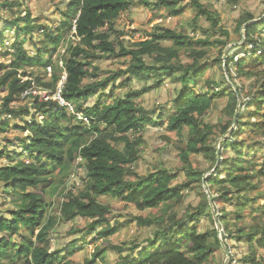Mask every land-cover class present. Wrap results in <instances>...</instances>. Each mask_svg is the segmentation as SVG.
I'll return each mask as SVG.
<instances>
[{"label":"trees","instance_id":"16d2710c","mask_svg":"<svg viewBox=\"0 0 264 264\" xmlns=\"http://www.w3.org/2000/svg\"><path fill=\"white\" fill-rule=\"evenodd\" d=\"M185 1L200 13L199 17L204 15L213 23L209 29L202 28L198 17L192 25L204 33L215 34L220 19L202 0H140L137 3L150 11L164 10L177 17L183 13L185 6L181 4ZM134 3L135 0H66L61 13L64 20L54 30L31 17L29 9L19 8L18 1L4 0L1 4L10 7L12 18L0 26L5 31L0 33V48L8 38V30L14 29L18 38L27 35L30 40L35 36L34 30L51 31L45 35L50 43H42L44 47L36 50V56L25 49L26 40L16 39L13 61L6 65L0 63V73L3 72L0 92L5 94L2 98L0 95V114L6 116L0 131L9 128V119H14L19 123L16 128L27 134L22 140L25 145L19 147L18 153L0 151V160H9L0 165V190L15 205L4 216L0 214V264H71L66 261L70 254L91 243L88 234L96 232L100 237H109L118 231L117 228L96 231L113 212L110 204L100 201L103 196L122 201L139 212L158 210L149 218L138 215L134 219L139 227L152 229V235L144 240L145 245L135 242L129 245L127 256L122 255L127 245L113 247L119 253V264H223L219 257H225V252L218 227L206 229L201 225V219L206 217L216 226L211 202L226 246L229 239L244 242L247 251L240 261L264 264V259L259 260L257 256L259 250L264 251V203L259 202L260 198L264 199V193H257L264 182V163L259 165L254 158L259 154L264 157V19L246 29L242 44L245 57L237 62L233 57L225 61L223 70L231 75L233 84L228 82L222 90L211 93L212 88L221 84L210 80L206 84L208 91L197 89L208 70L205 63L209 50L214 44L221 46L220 58L213 62L223 63V50L230 39L210 43V36L197 39L183 28L158 26L157 33L149 34L151 38L128 47L126 43L131 40L119 30L118 20ZM15 10L18 13L14 19ZM246 15L238 20L239 30L255 20L253 15ZM220 30L229 36L227 31ZM68 36L74 42L63 59L61 69L66 73L63 81L53 55L60 44L68 43ZM182 52H186L189 61L184 62ZM113 57L123 61H119L120 66L109 77H101L103 69L95 62ZM231 64L237 66L235 75ZM48 66L54 72L44 82L43 77L30 71L42 68L48 75ZM237 77L241 79L239 85ZM167 80L176 87L172 100L160 108L159 114L156 110L160 106L147 110L138 103L146 93L160 89ZM61 82L62 98L75 107L76 114L87 119V124L53 98L40 101L30 95V103L15 108L12 105L21 103L25 99L23 92L31 88L47 90L53 96ZM134 83H143V86L135 89ZM125 88H129L127 92L118 94V90ZM222 96L229 97L226 120L206 124L203 117ZM93 98L95 102L90 101ZM239 101L235 128L221 144L218 161L216 141L234 125ZM164 126L166 131L180 136H184L185 128L188 130L186 148L179 154L183 165L170 171L164 162L146 174H139L136 165L146 145L140 134L147 127ZM251 132L259 140L251 138L254 136ZM243 133L247 134L246 138L242 137ZM165 140L171 142L167 137ZM25 150L33 162L20 159ZM198 154L213 161V166L206 170L194 167L192 156ZM76 155L81 156L86 170L84 187L78 194H67L65 201L55 206L45 196L56 194L59 176L70 171ZM214 169L211 176L203 179ZM175 172L184 173V180L176 185L179 175ZM195 189L200 190L202 204L189 205L183 210L185 196ZM221 202L232 204V210L220 208ZM230 214L235 219L229 218ZM77 218L90 220L89 232L67 242L70 253L66 247L52 249L56 227L67 222L76 224ZM131 222L132 219L128 223ZM107 251V248L97 250L87 263L104 261ZM233 260L231 255L230 263Z\"/></svg>","mask_w":264,"mask_h":264},{"label":"rangeland","instance_id":"374dc122","mask_svg":"<svg viewBox=\"0 0 264 264\" xmlns=\"http://www.w3.org/2000/svg\"><path fill=\"white\" fill-rule=\"evenodd\" d=\"M11 1H18L21 8L23 6L24 8H27L31 11L32 16L34 19H37V21L40 24H46L54 30L57 26L60 25V23L64 20V17L62 16V11L65 10V4L66 0H11ZM136 3L131 7V9L125 13H123L119 20H118V28L119 30L126 33L125 37H128L131 42H127L126 45L128 47L132 46V43H138L144 40H147L151 37H149V34L151 33H157L156 27L158 26H164V27H170L173 29H185L188 31V33L191 36H195L197 39H203L205 40L208 36L211 38L208 39L210 43H215L217 40L221 41H228V46L223 50L222 55V62L221 64L214 63L213 61L216 60L218 57L220 58V53L222 51V47L214 44L208 53V58L205 64L208 65V70L204 74L203 78L199 81V84L197 86V89L199 90H205L208 91L210 88L207 87V82L210 80L217 81L221 85H216V87L212 88V92H217L218 90H222L224 87H226V83L230 82L233 84L231 75L228 74V72H225L223 69L226 65L225 61H227L228 58L233 57L234 61H239L242 57H245V49L242 48V44L245 41V25L241 27V29H238V20L242 18L243 14L253 15L256 21H261L264 19V0H209V1H203L202 4L206 5L209 9V11L212 14H216L220 19V24L218 25L217 32L215 34L209 32L204 33L201 29L196 28L192 25L193 20L197 19L200 14L198 11H196L190 4H188L189 1L183 2L181 5L185 6V9L181 16H172V14H167L162 10V12L156 11H150L148 10L143 4L139 5L137 1ZM156 1V0H151ZM4 2V0H0V26H5L7 23H5V20L9 18V20L12 17H9V14L12 10H10V7H2L1 4ZM18 9V8H17ZM18 10H15V13L13 14V18L15 19L17 17ZM159 15V17H158ZM13 19V20H14ZM199 26L205 29H209L212 27L213 23L208 20L206 16H200L198 19ZM227 31L229 33V36L223 35L221 30ZM0 33H5L3 29H0ZM51 30H45L43 28H39L37 30H34V38H31V40L27 37V35H24L20 38H18L15 30L13 29L7 31V39L5 40V43L3 44V48H0V63L8 64L10 61H13V55L15 53L14 50V44L16 42V39L19 40H26V43L24 45L26 50H29L31 52L32 56H36V50L39 48H43L44 46L42 43H50L49 38H46L45 35ZM210 31V30H209ZM262 36L264 37V29L262 31ZM73 35V34H72ZM71 35V36H72ZM70 36V35H69ZM68 36V43L60 44V46L55 50V53L53 55V61L56 62V65L59 66V69L57 71L62 72V75L65 77L66 73L65 70L62 71V66L64 64L63 59L65 60V57L67 55L68 48L71 46L72 42L69 40ZM46 38V39H45ZM36 39V41H35ZM75 39V38H74ZM114 39V37H112ZM113 41V40H112ZM41 42V44H40ZM79 40H77L78 43ZM52 46L51 48H53ZM182 58L184 62L189 61L188 55L186 52L181 53ZM90 61V60H89ZM123 61V59L119 60L116 57H113L111 59H102L97 62H95V65H99L103 69V73H101V77H109L110 73L114 72L119 66L120 62ZM127 66L124 65L123 68L125 69ZM236 65L231 64V71L236 74ZM48 75L45 72V69L37 68L34 70H30L34 75H39L40 77H43L42 82L47 81L49 77L54 72L53 68L51 66H48ZM1 72L0 74H2ZM63 77V79H64ZM238 85L241 83V79L239 77L236 78ZM87 82V81H86ZM34 85V84H33ZM63 82L59 85L62 86ZM143 86V83H134L133 87L135 89H140ZM176 85L172 83L170 80H167L166 83L162 85L160 89H157L155 91H151L149 93H146L141 100H138L139 104H143L145 109L147 110H153L158 107L156 112L158 114L161 112V107L164 106V104L170 100H172L173 92L175 90ZM129 88H125L124 90H118L119 93L127 92ZM29 91V90H28ZM24 93V92H23ZM228 93V91H227ZM1 98L4 97V93L0 92ZM23 95V94H22ZM28 95V94H27ZM30 96V92L29 95ZM28 96L20 103L16 102L15 104H12L13 107H21L22 105H26L27 103H30V99H28ZM246 97H244V100ZM56 100V99H55ZM96 98H93L90 100L91 102H95ZM2 101L0 100V107H1ZM66 103V101H65ZM229 103V97L228 96H222L221 98H218V100L215 101L213 107L211 110L207 113L205 117H203V120L206 124H218L219 122L226 120L225 118V109ZM70 104V103H69ZM169 107H171V104H168ZM241 103L239 101L238 107H240ZM69 109V113L74 115L76 114L75 107L71 104L72 109L67 106ZM237 107V108H238ZM77 115V114H76ZM247 116V115H246ZM245 116V117H246ZM6 117L3 115V117L0 114V126L3 128L1 121H3V118ZM78 120H83L85 124H87V119L83 118L81 115L78 114V116H75ZM28 119V118H27ZM40 119H43V116H40ZM10 120V127L6 128L4 132L0 131V151H4V149L12 150L13 151L19 150V147H24L25 144L22 140L23 137H25L27 134L22 132V129L16 128L17 123L14 119ZM234 127V126H232ZM235 128V127H234ZM232 129V128H231ZM184 136H180L177 133L174 132H168L166 131V127H160V128H151L147 127L146 130H144L143 133L140 134L142 136L143 141L146 142V145L144 146V150L141 156V159L138 161L136 165V170L139 172V174H146L150 171V169L155 168L156 164H163L164 162L168 170L173 171L174 168H179L183 165L181 157L179 156L181 149L186 148L187 139L189 136L188 130L185 128L183 131ZM251 135H254V132H251ZM224 136V135H223ZM222 136V137H223ZM165 137L169 138L171 142H167L165 140ZM220 137L216 141L219 145V148L221 150V144L223 142H219L221 140ZM230 137V136H229ZM242 137L246 138L247 134L243 133ZM251 138L255 140H259L258 138H255V135ZM227 140V139H226ZM163 148V151H160V149ZM18 153V152H17ZM16 153V154H17ZM255 160H257V163L259 165H262L264 163V157L263 154H259L256 157H254ZM253 158V159H254ZM21 160H29L34 161V159L30 156V154L25 150L23 152V156L20 158ZM76 161L73 164L70 171L66 172L64 175H60L58 178V191L56 194H47L45 196V199L49 201V203H54L55 206L59 205L61 202L65 201V197L69 193L78 194L84 187L85 179H86V170H84L82 164V158L79 155H76ZM192 161L194 163V167L196 168H202V170H206L209 167L213 166V161H209L206 159L204 154H198L192 156ZM9 163V160H5L4 158L0 160V165ZM58 171V170H57ZM56 171V175H57ZM215 169L207 174L204 175L203 179L211 176L214 173ZM175 175H179V179L175 182L180 183L182 180H184V173L183 172H175ZM181 176V177H180ZM181 179V180H180ZM257 193H264V182ZM215 190L213 191V193ZM187 194V192H185ZM203 197L200 194V190L195 189L192 192H190L188 195L185 196L184 204L181 206L183 207V210L187 208V206L191 205L192 207H197L202 204ZM103 204H110L113 212L109 213L107 216L106 221L103 222L102 225H100L96 231L107 228V229H113L117 228L118 231L116 234L111 235L109 237H100L97 235L96 232L93 234H88L89 239L91 240V243L86 244L84 248L80 251H76L75 254H70V256L66 259V261H70L71 264H88L87 262L90 261L93 257V254L97 252V250H103L108 249L107 253L105 254V260H96L95 264H119L121 262L119 258V253L113 250V247H122L124 244L127 245L125 247V250L123 251V256H127L129 252V248L133 245V243H141L144 244V240L152 235V229H146L141 228L138 226L137 221L134 220L138 215H143L146 218H149L152 213H157L158 210L150 211L146 210L143 212H139L137 209H135L133 206H126L124 202L116 200L114 198H111L109 196H103L100 200ZM259 202L264 203V199L260 198ZM212 203V202H211ZM220 208L225 207L226 210L231 211L232 210V204L226 203L224 204L221 202ZM213 204V203H212ZM256 205H259L258 203H255ZM212 213L214 215V220L216 222V226L211 222L209 218L203 217L201 219V225L202 228H214L219 227L220 224L217 220V213L216 209L213 205L212 207ZM8 209H15V205L11 204L10 200L6 198V196L2 193L0 190V214L5 215V211ZM229 218L235 219L234 216L230 214ZM132 219L131 223H128ZM90 220H85L83 218H77L75 222H67L64 224H59L53 234V247L52 249H57V247L64 248L66 247V251L68 253L71 252V250L67 247L68 241H76L77 239H80L83 237V235L87 231V227L89 225ZM91 224V222H90ZM71 231H75L76 233L73 234ZM221 231V229H220ZM223 231V229H222ZM221 236H223L221 234ZM223 238V237H222ZM87 241V239H86ZM88 242V241H87ZM81 243V242H80ZM228 252L230 254V258L228 259L227 253H225V257H222L219 261H224L223 264H243L240 260L242 259L243 255L247 251V248L244 244V242H238L234 239H229L228 241ZM81 244V245H85ZM226 245V244H225ZM224 250V248H223ZM225 252V250H224ZM64 254V253H63ZM222 255V254H221ZM231 255L234 257V260L231 262ZM258 259L261 258L264 259V251L259 250L258 253Z\"/></svg>","mask_w":264,"mask_h":264},{"label":"built area","instance_id":"2783aa9c","mask_svg":"<svg viewBox=\"0 0 264 264\" xmlns=\"http://www.w3.org/2000/svg\"><path fill=\"white\" fill-rule=\"evenodd\" d=\"M65 78H66V76L64 77L63 81L65 80ZM61 88H62V86L59 87V90L53 96H51L50 93L47 90L31 88V89H29V91L26 90L23 93L22 97L26 98L29 95V92H30V95L38 97L40 101H47V100H50L51 98H53V99L58 100L61 103V105L65 106V107L69 106L72 109V111H73V107H71V105L69 103H67V102L65 103V100L62 98V96H61ZM77 116H78V114H77Z\"/></svg>","mask_w":264,"mask_h":264},{"label":"water","instance_id":"95a60500","mask_svg":"<svg viewBox=\"0 0 264 264\" xmlns=\"http://www.w3.org/2000/svg\"><path fill=\"white\" fill-rule=\"evenodd\" d=\"M253 23H255V21H251V22H249V23H247L246 25H245V30L250 26V25H252ZM239 111H240V108L238 107V109H237V111H236V115H235V118H234V127H235V123H236V118H237V115H238V113H239ZM234 127H232V129H230L222 138H221V140L219 141V142H224L230 135H231V133H232V131H233V129H234ZM217 149H218V155H217V158H218V161H219V155H220V148H219V145H218V143H217ZM205 179V178H204ZM211 205H212V207H213V204L211 203ZM218 230H219V232H220V239H221V244H222V247L224 248V250H225V253H227V257H228V259L230 258V254H229V252H228V249H227V247H226V245H225V242L223 241V239H222V236H221V231H220V229H219V227H218Z\"/></svg>","mask_w":264,"mask_h":264}]
</instances>
